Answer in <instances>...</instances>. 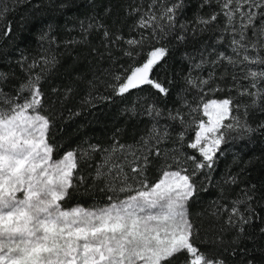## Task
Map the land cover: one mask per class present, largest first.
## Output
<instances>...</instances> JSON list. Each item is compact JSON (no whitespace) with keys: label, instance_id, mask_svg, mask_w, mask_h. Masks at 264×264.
<instances>
[{"label":"snow or ice","instance_id":"6c2138e0","mask_svg":"<svg viewBox=\"0 0 264 264\" xmlns=\"http://www.w3.org/2000/svg\"><path fill=\"white\" fill-rule=\"evenodd\" d=\"M15 2L20 4L21 0ZM213 4L217 10L206 17L197 16L192 31H205L223 17L218 42L227 39L231 55L221 52L212 63L226 62L248 82L247 87H241L237 76H232L238 95L251 99L242 114L241 105L232 97L205 100L197 95L195 103L189 101L187 93L193 89L200 94L205 88L208 92L223 90L219 85L209 87L213 74L203 79L189 73L183 77L172 108L163 109L150 100L142 112L135 106L129 110L151 121L134 143H121L114 136L108 146L85 142L86 147L67 150L56 158V145L50 142L54 107H45L42 83L58 60L54 55H42L26 63L27 58L22 57L26 77L7 91L10 76L0 71V264H228L225 253L239 254V264H258L259 253V264H264V245L256 244V236L247 230L260 219L255 186L242 189L229 204H218L212 213L217 220L226 213V219L214 237L201 243L219 245L222 250L209 255L193 243L194 238L199 239V231L190 219L188 204L199 192L207 191L204 183H211V171L222 146L245 134L264 131V122L254 128L247 120L249 106L264 110V0H202L200 7ZM183 8L184 0H150L146 10H131L130 14H140L133 30H147L148 34L141 32L138 38L127 39L116 35L112 41L123 40L128 45L123 55L133 61L122 71L107 73L106 87L114 95L124 96L146 85L159 95L169 94V88L152 76L168 54L166 47L155 45L177 28L176 39H186L189 26L178 22ZM8 10L7 5L0 9V19ZM88 27L103 28L105 39H109L103 24ZM10 33L7 25L5 34ZM39 39H48V32H41ZM149 45L144 61L135 64ZM203 63L201 59L194 67ZM162 119L168 123L161 125ZM175 125H179L175 141L179 146L162 147ZM189 131L193 133L191 140L187 139ZM185 148L193 154L184 152ZM96 154L100 161L93 186L97 181L104 183L100 191L110 193L106 202L65 207L64 202L78 188L77 181L83 185L85 180L77 175L80 161L91 160ZM154 163L159 172L149 181L147 173ZM200 175L204 181L198 184ZM237 182V176L224 181L227 185ZM221 197L227 199L223 189ZM228 231L234 236L225 246L223 233ZM259 233L264 236V227ZM244 241L253 247L241 248Z\"/></svg>","mask_w":264,"mask_h":264},{"label":"trees","instance_id":"16d2710c","mask_svg":"<svg viewBox=\"0 0 264 264\" xmlns=\"http://www.w3.org/2000/svg\"><path fill=\"white\" fill-rule=\"evenodd\" d=\"M150 0H0V9L8 6V12L0 19V71L8 73L10 79L5 85L9 90L13 85H19L26 77V71L21 65V58L26 63L39 60L40 56H55L58 60L56 68L50 72L42 83L46 94L45 107H54V128L50 142L56 145L55 157L59 158L64 152L78 147H86L87 143L108 146L115 136L121 143L131 144L143 135L151 126V121L144 115H133L129 110L134 106L137 112H142L143 106L150 100H155L163 109L172 108L176 104L177 92L183 86V77L191 73L194 77L207 79L214 75V81L209 87L219 85L223 90L200 94L193 89L187 93V99L194 101L197 95L207 99H224L232 97L241 105H251L248 96H239L232 80L236 75L241 87H247L248 82L240 79L238 69L234 70L227 63L213 64L219 53L231 55L228 41L218 42L223 26V17L205 31H196L194 21L197 16H208L216 5L200 7L202 0H184V8L178 15L179 23H186L189 31L186 39L179 41L176 35L179 29L168 35L155 46L168 49V54L161 65L157 66L152 76L169 88L165 97L159 95L150 86L136 89L124 96L114 95L106 87L109 80L108 72L122 71L133 61L123 55L128 48L124 41L113 43L116 35L125 39L139 37L147 30L135 29L133 25L139 18V13L130 14L135 7L146 10ZM103 24L110 33L109 39L104 37V29L92 27L89 24ZM11 26V33L5 34V27ZM50 28V31H49ZM41 32H48V39L40 41ZM151 45L146 46L136 58L135 64H140L146 58ZM204 63L199 68L194 67ZM34 71H39L35 69ZM224 76L221 79V76ZM170 81V82H169ZM56 88V93L52 89ZM67 91L66 90H69ZM105 97H109L105 99ZM248 123L254 128L264 122V110L260 107H248ZM168 121L162 119L161 125ZM179 125L170 128L171 137L166 145L168 149L178 147L175 144ZM235 135V134H234ZM193 133L188 132L187 139L191 140ZM187 154H193L191 149H183ZM100 155L96 154L91 160H81L78 176L85 178L83 185L77 181L78 188L64 202L65 206H92L107 200L102 181L95 182L96 164ZM191 165H189V168ZM159 172L158 164L154 163L148 170L149 181H154ZM229 176H237L235 185H227L224 181ZM198 184L204 181V176L197 178ZM207 191H201L189 202L190 219L199 231V239L193 243L201 251L214 254L221 246L201 243L202 240L214 237L226 219V213L219 220L212 216L218 204H229L230 200L241 193L242 189L255 186L257 219L247 230L256 236V244L264 245V236L259 229L264 227V131L257 130L253 134H245L230 140L222 146L217 161L211 171V183H204ZM224 190L227 199L221 197ZM87 190V191H86ZM234 236L232 231L223 233L225 246ZM241 248H252L249 241H244ZM228 264H239L241 256H231L225 253ZM259 264L261 256L256 255Z\"/></svg>","mask_w":264,"mask_h":264},{"label":"rangeland","instance_id":"374dc122","mask_svg":"<svg viewBox=\"0 0 264 264\" xmlns=\"http://www.w3.org/2000/svg\"><path fill=\"white\" fill-rule=\"evenodd\" d=\"M65 207H68V206H65Z\"/></svg>","mask_w":264,"mask_h":264}]
</instances>
